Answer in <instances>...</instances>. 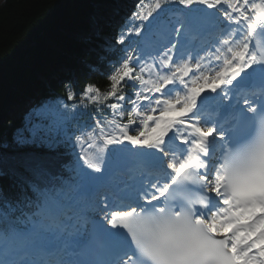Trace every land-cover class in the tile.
<instances>
[{
  "label": "snow or ice",
  "instance_id": "obj_1",
  "mask_svg": "<svg viewBox=\"0 0 264 264\" xmlns=\"http://www.w3.org/2000/svg\"><path fill=\"white\" fill-rule=\"evenodd\" d=\"M173 4L170 40L125 48L107 90L73 82L72 105L58 98V119L30 129L35 179L0 201V264H264V0H139V24L117 42ZM193 26L206 47L181 42ZM249 80L260 88L233 91ZM68 147L77 178L66 187L51 164ZM128 161L139 170L111 186L108 171Z\"/></svg>",
  "mask_w": 264,
  "mask_h": 264
},
{
  "label": "trees",
  "instance_id": "obj_2",
  "mask_svg": "<svg viewBox=\"0 0 264 264\" xmlns=\"http://www.w3.org/2000/svg\"><path fill=\"white\" fill-rule=\"evenodd\" d=\"M116 7L115 0H0L1 184L23 170L34 151L17 140L26 120L10 116L16 107L36 92L64 94L73 82V90L86 84L107 90L101 55L112 47L106 40L114 41V29L104 19Z\"/></svg>",
  "mask_w": 264,
  "mask_h": 264
}]
</instances>
